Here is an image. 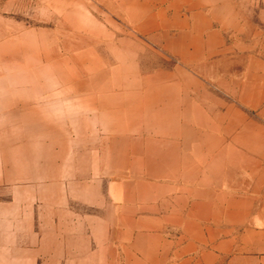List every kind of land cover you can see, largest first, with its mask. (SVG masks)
Masks as SVG:
<instances>
[{"label":"rangeland","instance_id":"obj_1","mask_svg":"<svg viewBox=\"0 0 264 264\" xmlns=\"http://www.w3.org/2000/svg\"><path fill=\"white\" fill-rule=\"evenodd\" d=\"M214 138L264 264V0H0V264H129L152 230L174 239L145 220L150 186Z\"/></svg>","mask_w":264,"mask_h":264},{"label":"crops","instance_id":"obj_2","mask_svg":"<svg viewBox=\"0 0 264 264\" xmlns=\"http://www.w3.org/2000/svg\"><path fill=\"white\" fill-rule=\"evenodd\" d=\"M211 141L212 146L203 150H178V187L150 186L160 190L162 209L160 217L145 220H175L178 230L174 239L164 238L166 231L152 230L147 234L145 250L140 256L134 255L129 264H247L249 260L254 261L253 256L246 254L252 247L239 243L237 232L231 226L240 222L247 202L240 198L238 184L232 185L229 172L225 171L223 158L228 151L220 146L218 138ZM198 157L212 158L204 160L205 171H200ZM167 193L174 194L167 199ZM148 211L156 214L158 208L151 206Z\"/></svg>","mask_w":264,"mask_h":264}]
</instances>
